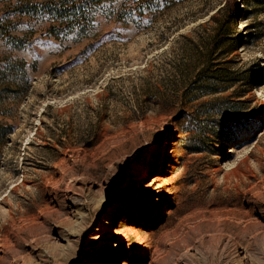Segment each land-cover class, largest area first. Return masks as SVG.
<instances>
[{"label": "rangeland", "instance_id": "rangeland-1", "mask_svg": "<svg viewBox=\"0 0 264 264\" xmlns=\"http://www.w3.org/2000/svg\"><path fill=\"white\" fill-rule=\"evenodd\" d=\"M229 1L75 42L0 0V264H264V0L222 35ZM212 58L228 90L203 97Z\"/></svg>", "mask_w": 264, "mask_h": 264}, {"label": "snow or ice", "instance_id": "snow-or-ice-1", "mask_svg": "<svg viewBox=\"0 0 264 264\" xmlns=\"http://www.w3.org/2000/svg\"><path fill=\"white\" fill-rule=\"evenodd\" d=\"M22 11L26 13H35L39 16L40 23L47 22L50 25H56L58 23H65L69 20H78L80 24V33L76 37L75 42H79V37L86 34L89 28L98 26L94 18L99 15H104L106 20L115 19L118 23L124 21L126 17H131L132 14L138 10V4L136 0H133V7L131 9H125L121 0H108V3H104L103 0H40L39 3L36 0H22ZM35 19V17H33ZM151 21L144 20L143 24L150 25ZM37 25H33L36 27ZM69 29V25L65 23L63 29L56 27H49L46 29V35H55L60 32H65ZM4 31L2 22H0V32ZM114 32L120 31L119 28L113 29ZM8 34V33H6ZM10 35V34H9ZM30 35H26L25 39L19 41L20 46L25 44L30 45ZM110 35V34H109ZM16 39V37H11ZM69 39H72L69 37ZM53 47H56L53 45ZM87 51V49L85 50ZM159 51H163L160 49ZM83 54V53H81ZM10 59L9 53H0V60ZM16 63L23 66V61L17 60ZM37 124L40 122L37 120ZM27 143V142H26ZM3 199V197H0Z\"/></svg>", "mask_w": 264, "mask_h": 264}, {"label": "trees", "instance_id": "trees-1", "mask_svg": "<svg viewBox=\"0 0 264 264\" xmlns=\"http://www.w3.org/2000/svg\"><path fill=\"white\" fill-rule=\"evenodd\" d=\"M184 0H139L140 4L138 7L139 13L138 16L143 18H146L148 16H153L156 13H160L164 11L165 9L182 2ZM103 2H108V0H103ZM239 3L240 1L237 0H230L227 6V15H226V20L225 23H222L219 27V31L224 34V31L226 28L229 26L231 20L233 18H237L241 14V10L239 9ZM65 23H68L69 25H79L78 20H69L66 21ZM220 40L214 41L212 44H210L209 49H208V54L210 56H213L214 49L216 46H222L220 45ZM214 58H212L209 63L200 70L197 75H196V86L195 88L198 89L199 92H201L204 96L207 95H220L225 92H227L228 87H226V84L228 82V69L227 68H217V66H220L218 64L214 63ZM228 64V63H225ZM192 89L197 90V89ZM205 94V95H204ZM221 112V111H220ZM231 141V139H228ZM227 140V142H229Z\"/></svg>", "mask_w": 264, "mask_h": 264}]
</instances>
